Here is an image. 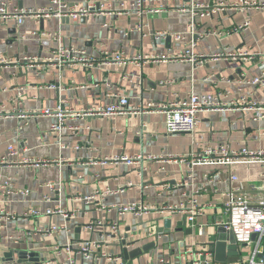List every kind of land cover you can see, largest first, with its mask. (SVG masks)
Returning a JSON list of instances; mask_svg holds the SVG:
<instances>
[{
    "label": "crops",
    "instance_id": "crops-1",
    "mask_svg": "<svg viewBox=\"0 0 264 264\" xmlns=\"http://www.w3.org/2000/svg\"><path fill=\"white\" fill-rule=\"evenodd\" d=\"M8 1L13 9L46 7L50 0H0ZM85 1L65 0L68 5ZM130 3L135 0H118ZM193 0H146L142 12L131 10L128 14L105 17L80 18L77 21L66 18L48 17L41 21L24 18L22 23L14 20L6 25L0 23V53L8 64L0 67V106L15 107V111L55 108L62 104L72 109L86 108L95 104H110L115 101L114 93L126 95L130 105L139 106L136 115L116 117H86L74 119L65 117L61 133L50 130L53 116H35L26 120L17 115L0 117V159L8 145H14L17 154L10 157L7 164L0 163V183L8 182L11 192L2 197L0 206L14 213L37 209L39 216L18 217L15 220H0V250L12 251L6 264H28L29 261H48L57 264L61 256L53 247L66 243L77 244L90 237L106 235L110 230L108 222H118L119 231L132 250L151 242L155 246L143 250L137 257L125 260L121 242H111L104 249L121 256L126 264H154L159 255L171 256L174 264H187L176 259L185 246L204 248L211 253L207 258L214 260L208 245L213 240L216 223L225 218L223 203L231 188L241 189L250 198L261 195V191L251 188L258 182L262 168L258 164H238L231 168L225 165H195L189 167L183 162L147 160L143 163L127 165L120 163L99 164L92 161L110 155H184L207 144H225L233 148L247 146L252 149L264 148L263 109H258L264 100V88L246 83L260 74L264 64L261 60L235 61L208 59L203 66L193 69L186 61L136 63H100L91 70L80 66L57 68L44 62L29 68L16 59L26 54L43 56L54 46L50 39H38L30 35L32 30L61 33L66 44L85 50L89 55H98L102 50H120L126 57L137 53L172 55L185 48V42L166 41L165 37L155 38V32L186 33L191 18L189 12H179L176 7L191 5ZM195 1V0H194ZM204 3L228 5L237 0H200ZM159 5L164 10L156 13L149 9ZM249 18V28L241 33L215 37L203 35L207 29H227ZM194 51L205 55L224 48L247 46L264 51V13L255 10H222L211 16L198 17ZM107 23L108 27L103 24ZM42 25V26H41ZM205 77H209L205 80ZM55 88H48V84ZM21 95H18L19 88ZM220 92L222 102L228 104L221 110L201 112L194 133H167L164 114L156 110L157 105L173 99L185 98L190 93L205 94ZM227 94H224L226 93ZM241 97L258 103L256 106L233 107L230 101ZM78 127L72 132L71 127ZM14 158L56 159L63 162L33 167L18 165ZM230 174L236 179L229 180ZM46 181H60L59 192H50L43 184ZM131 182V188L123 192L108 194L104 201L91 197L95 190L117 189ZM168 184V190L161 185ZM29 189L28 195L17 191ZM195 189H204L196 195L200 203H207L204 214L197 220L204 225L202 235L186 226L181 227L179 213L161 215L150 210L141 215L117 214L115 209H99L101 202L108 205L128 204L143 201L153 206L177 204L193 194ZM160 192V194H159ZM45 197L49 199L46 200ZM62 209L67 217L47 210ZM171 216V233H160L155 240L162 219ZM101 221V224H96ZM93 223V224H92ZM50 225H65L58 234L33 233L23 241L14 243L3 237L20 234L35 228ZM93 225V228L89 227ZM19 253H21L19 255ZM243 258L247 261V255ZM241 256L236 262L220 264H245ZM217 262V261H216ZM77 264H116L106 259L94 262L77 258Z\"/></svg>",
    "mask_w": 264,
    "mask_h": 264
},
{
    "label": "built area",
    "instance_id": "built-area-1",
    "mask_svg": "<svg viewBox=\"0 0 264 264\" xmlns=\"http://www.w3.org/2000/svg\"><path fill=\"white\" fill-rule=\"evenodd\" d=\"M146 0H135L130 3H125L118 0H101L98 2L85 1L82 4L68 5L65 0H50L46 7L40 8H28V9H13L10 7L8 1H0V23L6 25L7 22L14 20L17 23H22L24 18H34L36 21L45 19L48 17L68 18L73 21H77L80 18L87 17H105L112 15L128 14L131 10H135L138 13L142 12V3ZM163 5H159L156 8L149 9L148 12L156 13L164 10ZM179 12H189L191 18L188 24L186 33H165L162 31L155 32V38L170 36L175 40L185 42V48L172 55L165 54H143L137 53L132 57H126L120 50H102L98 55H89L85 50L75 47L64 42L61 33H51L45 30H32L30 35L38 39H50L55 42V46L45 55H29L26 54L21 58H17V63H23L26 67L35 68L36 64L40 62L54 65L57 68H63L65 66H80L85 70H91L100 63H118V64H130L136 63L141 65L147 62H168V61H186L191 64L193 69L203 66L208 59H224L235 61H251L261 60L264 64V51L255 50L247 46L235 47L233 49L224 48L221 51L212 53L211 55H205L194 51L195 41L198 38L196 33V27L198 26V17L211 16L214 13H219L222 10H255L262 11L264 13V0H237L231 2L228 5L204 3L200 0H193L191 5H180L176 7ZM250 20L246 18L243 22L235 24L227 29H207L203 35H212L215 37L227 36L232 33H241L249 28ZM104 27H108L107 23L103 24ZM264 40V34H263ZM8 64V59L0 53V67ZM209 77H205L208 80ZM246 83L263 87L264 88V66L260 74L256 77H251L246 80ZM48 88H55L54 84H48ZM2 88H0V91ZM22 88H19L18 95H21ZM220 92L197 94L190 93L185 98H176L168 102H163L157 105L156 110L164 114V126L167 133H194L198 123L199 114L201 112L221 110L228 107V104L222 102ZM224 94H227L224 93ZM115 99L110 104H95L86 108L72 109L64 107L62 104L57 105L55 108H42L39 110L28 111H15V107L8 108L5 105L0 106V117H10L17 115L19 119H28L35 116H53L56 118L51 123L50 130L61 133L64 129V118L70 117L74 119H84L86 117H116L120 115H136L140 112L139 106L130 105L129 99L126 95L120 93L112 94ZM229 104L233 107L256 106L258 103L248 100L245 97H241L240 100L230 101ZM258 109H263L260 118H264V100L258 105ZM72 132H76L78 127H71ZM17 154L14 145H8L6 153L0 159L1 164H7L10 157H14ZM172 161L183 162L189 167L195 165H225L229 168L238 165H250L258 164L261 166L262 171L259 175V180L251 185L252 189L261 191L260 196L250 198L241 192V189L231 188L227 193V199L223 203L222 211L225 218L218 221L217 225H223L226 230L230 231L234 237V240L238 246V250L241 252L242 246H248L249 250L245 254L247 255V261L243 258L241 252V259L245 261V264H264V148L252 149L247 146L239 148H233L229 145L207 144L197 151H192L184 155H165L156 157L153 155H110L101 159H96L92 162L103 165L107 164H120L127 165L143 163L147 160ZM14 164L18 165H30L33 167H39L42 165H49L53 163L63 162L56 159H42V158H14L12 160ZM236 179L234 174H230L229 180ZM50 192H59L61 189L60 181H46L43 184ZM133 184L127 183L124 187L117 189L106 188L105 190H95L91 197H85L88 200L93 197H99L104 201L105 197L111 193H120L125 188H131ZM170 186L168 184L161 185L162 190H168ZM204 189H195L193 194L187 197L180 203L162 206H153L143 201L128 203V204H116L108 205L101 202L99 209L104 211H110L112 208L116 210L117 214L123 215L131 213L134 215H141L152 209L157 210L161 215L179 213L186 219L188 226L197 235H202L204 232V225L198 222V218L204 214L206 207L210 206L207 203H200L196 195L200 194ZM11 190L8 189V182L0 183V202H3L2 197L9 194ZM21 195H28L29 189H23L17 191ZM160 194V192H159ZM48 200V197H45ZM60 214L64 217L68 216L66 211L58 208L55 210H47L46 214ZM41 213L37 209H29L23 213H14L6 210L0 206V220L9 221L15 220L18 217L39 216ZM93 224V223H92ZM101 224V221H97L94 225ZM110 226L109 232L104 236L90 237L85 240L78 241L77 244L66 243L62 247L55 245L53 251L61 258L57 264H77V258L87 259L94 262L98 259H106L107 261H113L116 264H126L125 260L121 256L114 255L104 249V246L111 242H122L125 240L119 231L118 222L110 220L108 222ZM93 228V225H89ZM65 225L56 226L50 225L45 228H35L28 230L20 234H9L3 238L7 241L18 243L29 237L33 233H41L44 235L58 234L61 230L65 229ZM255 235L253 239L252 236ZM260 253L258 256L257 254ZM211 253L204 248H196L193 246L185 245L176 257L179 261L184 260L187 264H220L214 260H209L207 257ZM7 260V259H6ZM5 260V264H6ZM174 260L171 256L159 255L155 257L154 264H174ZM28 264H49L48 261H29Z\"/></svg>",
    "mask_w": 264,
    "mask_h": 264
},
{
    "label": "water",
    "instance_id": "water-1",
    "mask_svg": "<svg viewBox=\"0 0 264 264\" xmlns=\"http://www.w3.org/2000/svg\"><path fill=\"white\" fill-rule=\"evenodd\" d=\"M69 20L68 18H66ZM41 24L43 22V19L40 20ZM42 26V25H41ZM171 37L167 36L166 41H170ZM162 226L158 227L155 235V240L157 239L158 235L160 233L163 234H170L172 229H171V216L165 217L162 219ZM181 227H176L174 230H181L182 227L186 226V219L183 216L181 218ZM186 230L188 232L191 231L190 227H186ZM252 238H255V235L252 236ZM127 242L125 240H122L121 246H122V255L125 260H128L129 258H134L137 257L143 250H147L149 247L155 246V242H151L147 245H144L142 247H137L132 250L127 249ZM209 250L213 251L214 253V259L217 262H236L239 260L241 252L238 250V246L234 240V237L232 233L228 230L225 229L223 225H219L215 228L214 234H213V240L210 241L208 245ZM13 254L12 251H7V252H1L0 250V264H5V260L11 257ZM21 253H19L20 255ZM258 256L260 253L257 254Z\"/></svg>",
    "mask_w": 264,
    "mask_h": 264
},
{
    "label": "rangeland",
    "instance_id": "rangeland-1",
    "mask_svg": "<svg viewBox=\"0 0 264 264\" xmlns=\"http://www.w3.org/2000/svg\"><path fill=\"white\" fill-rule=\"evenodd\" d=\"M248 250H249V247H248V246H242V247H241V252H242V254L248 252Z\"/></svg>",
    "mask_w": 264,
    "mask_h": 264
}]
</instances>
